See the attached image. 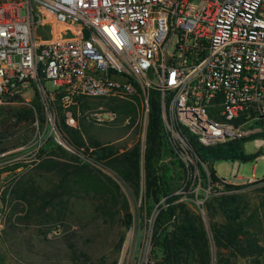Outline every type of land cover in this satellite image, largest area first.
I'll list each match as a JSON object with an SVG mask.
<instances>
[{"label":"built area","instance_id":"1","mask_svg":"<svg viewBox=\"0 0 264 264\" xmlns=\"http://www.w3.org/2000/svg\"><path fill=\"white\" fill-rule=\"evenodd\" d=\"M31 88L69 152L54 124L55 101L76 127L79 98L138 99L146 127L153 93L166 140L187 171L196 173L192 141L252 139L262 151L264 0H0V105ZM88 114L98 126L116 119L103 109ZM238 162L223 183L260 181L241 178ZM208 179L207 197L216 194ZM5 223L2 209L0 230Z\"/></svg>","mask_w":264,"mask_h":264},{"label":"trees","instance_id":"2","mask_svg":"<svg viewBox=\"0 0 264 264\" xmlns=\"http://www.w3.org/2000/svg\"><path fill=\"white\" fill-rule=\"evenodd\" d=\"M98 99L102 98L78 99L72 108L76 127L65 123L59 102H54L58 110L56 127L73 152L50 141L40 147L32 165L33 171L42 180L41 184L34 178H19L2 192L0 202L2 209L7 210L6 224L11 221H34L39 224L58 221L65 217L72 201L82 199L89 201L94 206V212L105 220L121 216L124 227H130L132 216L128 202L121 197L119 185L95 166L113 172L137 195L141 155L137 146L119 152L112 146H104L91 135V125L95 124L87 111L96 106L91 101ZM14 102L22 101L17 98ZM103 105L116 115V119L117 115L123 119L134 112L133 106L128 103L107 100ZM32 107H19L5 122H12L15 126H32L37 120L42 125L43 107L37 98ZM127 125L126 128H130L131 125ZM9 132L0 135L5 136ZM1 136L0 139L4 140ZM248 140L252 139H235L211 147H202L192 141L191 146L198 160L207 167L210 181L214 184L223 181L213 170L216 161H248L258 157L244 153L243 144ZM17 145L0 147V153ZM78 153L84 159L77 156ZM175 157L162 128L158 96L153 93L142 155V210L150 214L155 208L150 236L151 254L154 258H157V254L160 257L154 264H211L210 240L202 218L185 203L177 202L179 196L173 195L176 181L180 180L176 179L179 175L176 170L179 168L180 174L187 175L186 168L179 160L171 161ZM165 159L168 161L164 162ZM231 190L237 188L224 185L226 193L211 197L204 206L211 238L219 256L216 264H228V260L221 255L222 250L231 251L233 257L241 258H257L264 252L260 245L264 220L255 214L246 216L239 207L237 195ZM18 205L23 206V215H18ZM216 214H221L224 219L222 223L213 221Z\"/></svg>","mask_w":264,"mask_h":264},{"label":"rangeland","instance_id":"3","mask_svg":"<svg viewBox=\"0 0 264 264\" xmlns=\"http://www.w3.org/2000/svg\"><path fill=\"white\" fill-rule=\"evenodd\" d=\"M45 88H51L49 82L45 83ZM36 98L41 103L37 93L31 88L24 91L21 103L0 105V134L2 132L7 134L6 132L10 131L8 135H0L2 138L4 137V140L0 139V147H10L18 143L15 148H9L0 153V197L4 189L19 178L24 180L34 178L38 184H41L42 180L33 171L32 161L44 143L50 141L57 144L58 136L52 132L50 125L46 122L42 103L44 114L42 125L37 120L32 126L25 124L15 126L12 122H5L19 107L33 108L32 103ZM107 100L110 99L102 98L98 101H91L96 106L87 112L97 109L109 112V109L103 105ZM118 102L120 101L113 100V103ZM121 103H128L133 106L134 112L123 119L117 115V119H115L117 122L113 124L91 125L90 132L101 144L112 146L119 152L135 146L139 148L141 156L137 195L122 183L113 172L95 166L119 185L121 197L128 202L129 212L132 216L130 227H124L121 216H116L113 220H105L94 212V206L89 201L76 199L72 201L65 217L61 220H52L43 224L34 221L5 223L3 229L0 230V264H154L156 259L160 257V254H157V258L152 257L151 254L150 236L155 208L150 214L148 211L142 210L144 192L142 155L146 127H143L139 121V101ZM57 118L58 110L56 109L55 126ZM128 119L130 128H126L128 125L125 124ZM59 138L61 142H65L62 140L61 134ZM243 151L245 154L258 155V157L248 161H239V176L243 179H249L253 174V177L260 181L211 183V188L216 193L215 195L211 194L212 196H206L205 190H207L209 181L208 169L198 158L194 161L196 173L193 172V168L186 172L187 175L180 174L182 172L179 168L176 170L179 172L176 179L180 180L176 181V191L173 195L179 196L177 202L185 203L202 218L210 240L211 264H216L219 256L211 238L204 206L211 197L226 193L224 192V185L237 188V190L230 192L237 195L239 207L246 216L255 214L257 218L264 220V181L261 182V179L264 178V161L261 159L264 149L259 150L252 140H248L243 144ZM77 156L84 159L82 154L78 153ZM175 158L171 161L179 160L182 163L180 159ZM167 161L168 159H165L164 162ZM232 167V161H216L213 164L216 176L224 180L229 179ZM201 197L203 206L199 207L197 200H200ZM22 209V205L16 207L18 215L24 214ZM0 211H2L1 202ZM213 221L222 223L224 219L221 214H216ZM260 239V245L264 248V231ZM156 252L158 251L156 250ZM231 253V251H221V255H224L225 259L228 260V264H264V252L257 258L233 257Z\"/></svg>","mask_w":264,"mask_h":264},{"label":"crops","instance_id":"4","mask_svg":"<svg viewBox=\"0 0 264 264\" xmlns=\"http://www.w3.org/2000/svg\"><path fill=\"white\" fill-rule=\"evenodd\" d=\"M250 179V178H249ZM244 180H248V179H244Z\"/></svg>","mask_w":264,"mask_h":264}]
</instances>
